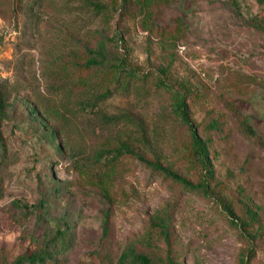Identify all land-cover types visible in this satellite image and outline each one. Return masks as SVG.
I'll return each mask as SVG.
<instances>
[{"label": "rangeland", "instance_id": "374dc122", "mask_svg": "<svg viewBox=\"0 0 264 264\" xmlns=\"http://www.w3.org/2000/svg\"><path fill=\"white\" fill-rule=\"evenodd\" d=\"M100 45L117 72L85 66ZM0 94V264L43 250L118 264L128 248L165 264L162 215L182 264H240L250 247L246 264H264L263 4L0 0ZM180 96L208 143V197L137 158L200 180ZM120 145L134 155L112 163Z\"/></svg>", "mask_w": 264, "mask_h": 264}, {"label": "trees", "instance_id": "16d2710c", "mask_svg": "<svg viewBox=\"0 0 264 264\" xmlns=\"http://www.w3.org/2000/svg\"><path fill=\"white\" fill-rule=\"evenodd\" d=\"M259 4L264 5L263 0H256ZM262 24V23H261ZM261 24L256 25L258 27L261 26ZM103 45H100L98 47V50L96 51L97 53L88 61H86L85 66L86 67H91V68H109L110 70L113 71H118L120 68H118L114 64H110L106 58L103 56ZM119 79H116L113 83L110 85H107L103 88V91L99 94H97L95 97L87 101L86 103L89 104L91 102V105L96 104L97 102L103 101L106 99L108 96H110L114 90L118 87L119 85ZM165 86V85H164ZM3 102L1 99V94H0V109H2ZM175 111L177 112L180 120L182 123L188 128L189 134H190V139H191V148H192V157L193 160L196 162V164L199 165V167L202 169L203 175L200 178V180L197 183H193L190 180L174 173L171 170H168L166 168L161 167L157 163H152L149 161L144 160L142 157L137 156L138 160L142 162L146 167H148L152 172L157 173V174H163L166 179L169 181L176 183L180 185L183 189L197 193L202 195L203 197H208L211 195L213 192L211 188V183L213 181L214 175H213V170H212V164H211V158L210 154L208 151V146H207V141H204L197 133L196 128L193 126V124L190 121L189 118V112L188 108L186 105V98L185 96H180L176 100V107ZM5 145L0 133V151H4ZM122 153H128L134 155V153L128 148L126 145H120L118 149L116 150L115 153H113V157L111 158V162L114 163L116 160L119 158V156ZM225 211L227 214L230 215V217H233V212L227 208L224 207ZM253 220H256L255 215H251ZM107 214L105 216V221L103 224V237L105 238L108 234V229H107V222H106ZM150 226L156 230H158V234L160 237L163 238L166 246V256L164 263L165 264H182L179 259L175 257V253L173 252V239L171 238V233H170V224H169V218L168 216H163L159 218L156 221H152L150 223ZM248 228V227H247ZM242 229L245 230V227ZM239 234H245L244 232H240L238 230ZM66 247L65 245H62V249L59 250V252H65ZM250 253V254H249ZM246 254L247 256H244V254H241L239 263L240 264H246L248 258L251 257L252 254V248H248ZM250 255V257H248ZM50 262H53L52 255L51 253L47 252V250L39 251L37 253H33L29 256H23L19 257L18 259L15 260L13 264H48ZM152 260L149 258L148 255L139 253L135 251L133 248H128L119 258L118 264H151Z\"/></svg>", "mask_w": 264, "mask_h": 264}]
</instances>
